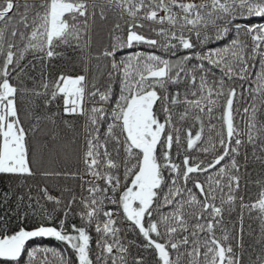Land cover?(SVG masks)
Returning a JSON list of instances; mask_svg holds the SVG:
<instances>
[{"label": "snow or ice", "instance_id": "snow-or-ice-1", "mask_svg": "<svg viewBox=\"0 0 264 264\" xmlns=\"http://www.w3.org/2000/svg\"><path fill=\"white\" fill-rule=\"evenodd\" d=\"M0 176V264H264V0H0Z\"/></svg>", "mask_w": 264, "mask_h": 264}, {"label": "trees", "instance_id": "trees-1", "mask_svg": "<svg viewBox=\"0 0 264 264\" xmlns=\"http://www.w3.org/2000/svg\"><path fill=\"white\" fill-rule=\"evenodd\" d=\"M59 64V62H57ZM32 75H36V72H33ZM66 119H72L69 117H66ZM61 136H66L68 139H71L72 133L68 132L67 130L63 129V126H61L60 131ZM74 170V169H73ZM29 183H33V195L36 194L35 185H44L47 184L49 186V190L54 195H59L58 189L63 187L68 188H75L77 191H79L78 181L72 180L70 178L66 179L64 177H52L48 180H44L43 178L37 176L35 180H29ZM15 186V179L13 177L8 176H0V194H2L5 191L9 190V187ZM24 189H18L16 195H19L21 192H23ZM254 191V190H253ZM16 195H13L11 199H9L7 202H4L0 200V217H3V224L7 226L9 231L17 230L19 227L23 226L25 228L31 229L35 226L36 221L29 217L28 219L21 221L19 217V213H23L26 208L24 206H21L19 209L17 207V199ZM43 203V201H42ZM49 209L53 207L52 204L46 205ZM252 227L255 229L257 228V224L255 222H252ZM95 235V234H93ZM129 238L131 239L132 236L129 234ZM245 242L250 243V239L248 237H245ZM32 244H42V245H48L53 248L57 249H63L66 251H70L66 249V246L62 243H59L55 241L54 239H38L30 242L31 246ZM95 244V241H93V246Z\"/></svg>", "mask_w": 264, "mask_h": 264}]
</instances>
